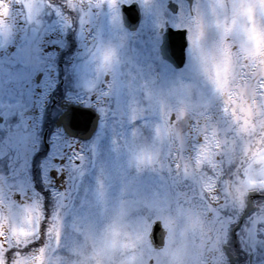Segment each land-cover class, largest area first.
<instances>
[{"label": "snow or ice", "instance_id": "1", "mask_svg": "<svg viewBox=\"0 0 264 264\" xmlns=\"http://www.w3.org/2000/svg\"><path fill=\"white\" fill-rule=\"evenodd\" d=\"M67 76L95 133L53 130L38 187L33 120ZM237 246L264 254V0H0V264H233Z\"/></svg>", "mask_w": 264, "mask_h": 264}, {"label": "flooded vegetation", "instance_id": "2", "mask_svg": "<svg viewBox=\"0 0 264 264\" xmlns=\"http://www.w3.org/2000/svg\"><path fill=\"white\" fill-rule=\"evenodd\" d=\"M55 4L63 7V0H53ZM17 11V6H13V11ZM14 11V12H15ZM71 22L75 24L76 17L73 15L71 17ZM59 24V20L57 17L52 16L49 17L42 28L40 29H27V34L29 37H33L35 32H39L41 36L44 35L45 32L55 31L53 29V24ZM68 39L70 41H74L75 36L71 31L67 32ZM49 44H60V40H51L48 42ZM74 46V45H73ZM62 71V76L64 75V69ZM73 85L70 76L64 78L61 82V86L57 88V90L53 93L51 99L47 103L44 108L42 114L37 116L33 120L32 128L34 135L29 143H31L30 151L35 153V159L33 160L34 170L37 171V186L39 185V173L38 168L41 160L44 158L45 153L47 151L48 143H50V134L53 130L57 128L63 129L62 125H59V119L64 115L70 108H81L85 110L92 111L91 109L82 107L81 103L75 101L73 96L68 95L73 92ZM64 130V129H63ZM78 140H83L79 137L72 136ZM235 242V241H234ZM238 264H264V254H259L256 256H249L243 252H240L239 247L236 248V256Z\"/></svg>", "mask_w": 264, "mask_h": 264}, {"label": "water", "instance_id": "3", "mask_svg": "<svg viewBox=\"0 0 264 264\" xmlns=\"http://www.w3.org/2000/svg\"><path fill=\"white\" fill-rule=\"evenodd\" d=\"M139 12H136L132 16H129L127 13L125 14V22L126 25L131 28L135 27L133 23V19L135 20L136 24L139 22ZM183 46L186 47V41L183 42ZM177 54L182 55V50L177 49ZM84 113L87 115V120L84 122H76L74 125H70L68 122V117L72 113ZM62 125L64 129L67 131L68 134L79 136L84 139H89L95 133L96 124H97V117L95 112L81 109V108H70L61 118L58 123ZM233 264H236V258L233 259Z\"/></svg>", "mask_w": 264, "mask_h": 264}, {"label": "rangeland", "instance_id": "4", "mask_svg": "<svg viewBox=\"0 0 264 264\" xmlns=\"http://www.w3.org/2000/svg\"><path fill=\"white\" fill-rule=\"evenodd\" d=\"M14 11H15V9H14ZM53 24V23H52ZM54 29V28H53ZM50 31H52V29H50ZM30 147H31V143H30Z\"/></svg>", "mask_w": 264, "mask_h": 264}]
</instances>
